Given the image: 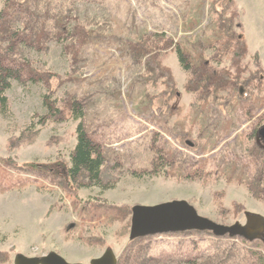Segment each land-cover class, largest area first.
I'll list each match as a JSON object with an SVG mask.
<instances>
[{
  "label": "rangeland",
  "instance_id": "374dc122",
  "mask_svg": "<svg viewBox=\"0 0 264 264\" xmlns=\"http://www.w3.org/2000/svg\"><path fill=\"white\" fill-rule=\"evenodd\" d=\"M0 12V60L18 71L0 110V264L50 252L90 264L107 248L118 264H264L260 239L129 238L135 205L186 200L223 225L264 216V0H0ZM76 101L100 184L68 176ZM30 127L33 145L8 146Z\"/></svg>",
  "mask_w": 264,
  "mask_h": 264
},
{
  "label": "water",
  "instance_id": "95a60500",
  "mask_svg": "<svg viewBox=\"0 0 264 264\" xmlns=\"http://www.w3.org/2000/svg\"><path fill=\"white\" fill-rule=\"evenodd\" d=\"M264 136V130L262 131ZM191 147L192 143L187 142ZM186 231L210 232L215 236L241 237L247 241L264 240V216L246 212L245 223L223 225L201 216L186 200H171L156 205H135L131 209V240L157 234L183 233ZM14 264H82L70 263L56 252L41 257L17 254ZM90 264H118L112 248L90 261Z\"/></svg>",
  "mask_w": 264,
  "mask_h": 264
},
{
  "label": "trees",
  "instance_id": "16d2710c",
  "mask_svg": "<svg viewBox=\"0 0 264 264\" xmlns=\"http://www.w3.org/2000/svg\"><path fill=\"white\" fill-rule=\"evenodd\" d=\"M19 9L22 12L30 13L26 5L19 7ZM1 27L3 28L4 33L10 31L8 27L6 28V25L4 24L1 25ZM78 34H80V31L78 32ZM43 35L44 33L40 32V38L43 37ZM83 38L85 39V35H83ZM137 51L144 52L143 49ZM177 54L183 68L188 69L185 63L186 59L184 58V54L182 53L179 47H177ZM17 72L18 71L15 69L14 66H11L10 64L4 63L0 60V110L3 114L9 113L8 99L5 95V92L10 88L11 82L17 76L16 75ZM50 97L51 96L49 95H45L44 100L46 101V99L47 98L49 99ZM49 104L50 103H47L46 106L51 112V117L57 116L59 114L62 115L64 114L65 110L59 108L57 103L52 104V106H49ZM67 110H70L72 114V118L77 122V126H76L77 142L70 153V161H69L70 165L67 170L68 176L73 181L81 176H87L95 184H100V174L103 168V157L100 154L99 149L96 146V143L92 141L91 137L89 136V134L85 129L83 122L84 113L82 110V106L77 101L72 102V104L68 106ZM45 122L46 119L44 121L43 117H39V126L44 125ZM39 134H40V129H37V127H30L26 131L21 132L20 135L17 136V138L14 140V143L8 146L10 147L12 145L13 148L17 146L33 145L36 142V139L39 136ZM262 182H264V180H262ZM258 193L261 194V198H264V184L262 188L261 187L258 188ZM256 240L253 241L245 240V242L254 243ZM260 241L263 249L257 253V257L262 262H264V240H260Z\"/></svg>",
  "mask_w": 264,
  "mask_h": 264
},
{
  "label": "flooded vegetation",
  "instance_id": "af4514ba",
  "mask_svg": "<svg viewBox=\"0 0 264 264\" xmlns=\"http://www.w3.org/2000/svg\"><path fill=\"white\" fill-rule=\"evenodd\" d=\"M264 130V127L262 128L261 131H259L258 133V137H259V141L263 142L264 143V136H262V131Z\"/></svg>",
  "mask_w": 264,
  "mask_h": 264
}]
</instances>
